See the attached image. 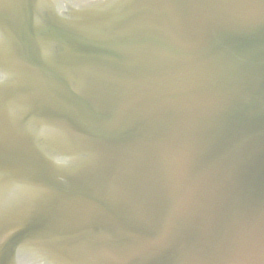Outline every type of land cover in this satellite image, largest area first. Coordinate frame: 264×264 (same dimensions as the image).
<instances>
[{
	"label": "water",
	"instance_id": "95a60500",
	"mask_svg": "<svg viewBox=\"0 0 264 264\" xmlns=\"http://www.w3.org/2000/svg\"><path fill=\"white\" fill-rule=\"evenodd\" d=\"M0 264H264V0H0Z\"/></svg>",
	"mask_w": 264,
	"mask_h": 264
}]
</instances>
